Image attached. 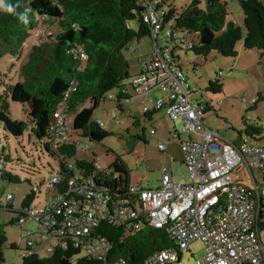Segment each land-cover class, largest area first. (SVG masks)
Returning <instances> with one entry per match:
<instances>
[{
  "label": "trees",
  "instance_id": "trees-1",
  "mask_svg": "<svg viewBox=\"0 0 264 264\" xmlns=\"http://www.w3.org/2000/svg\"><path fill=\"white\" fill-rule=\"evenodd\" d=\"M238 2L244 14L245 37L241 27L227 21L225 0H190L181 11L170 7L167 19L173 20L176 30L192 37L197 33L194 47L186 51L194 52L205 61L213 53L237 58L240 42L246 50L264 53V0ZM9 7L12 12L8 11ZM144 13L143 0H0V58L10 55L19 60L32 34L39 38L31 47L28 62L17 70L19 81L6 85L0 80V124L15 138L22 137L30 127L41 149L59 162L64 178L73 175V169L69 168L72 165L83 177H92L97 188L106 189L112 200L128 193L131 171L127 164L122 156H117L106 171L98 172L95 160L77 158V140L103 143L111 135L94 120V113L115 90H118L115 100L122 110L126 99L121 90L125 81L131 79L124 52L130 51L134 42L150 38ZM78 47L85 51L87 60L80 61L72 54ZM218 78L210 81L208 93H223V84ZM74 84L77 85L73 91ZM67 94L66 114L72 123L65 135L70 140L64 141L53 125L54 114ZM12 104L30 106L28 122L12 119ZM144 113L147 118L152 114ZM3 177L10 182H23L9 173ZM35 198L36 193L32 191L26 196L22 210L16 212L23 215ZM0 209L15 212L11 204ZM127 230L125 225L100 222L98 234L106 237L111 245L103 261L82 255L71 240L64 248L57 239L50 257H40L35 249L31 255H23V264H117L121 260L126 264H144L155 252L172 246L166 230L147 227L137 234ZM6 240L0 231V264H4Z\"/></svg>",
  "mask_w": 264,
  "mask_h": 264
},
{
  "label": "built area",
  "instance_id": "built-area-1",
  "mask_svg": "<svg viewBox=\"0 0 264 264\" xmlns=\"http://www.w3.org/2000/svg\"><path fill=\"white\" fill-rule=\"evenodd\" d=\"M165 2L167 0H143V18L150 28L153 50L150 62L138 78L129 82L138 93L161 91L164 97L155 103L154 110H163L172 121L181 122V131L172 132L171 138L180 143L191 183H175L168 169L162 167L159 188L130 185L123 198L112 200L106 189L96 187L92 177H83L69 165L73 175L67 179L62 174L54 177L47 187L44 205L23 211L17 223L25 228L27 220L33 219L43 232V239L46 235L60 239L64 248L71 240L82 255L102 261L111 248L107 238L98 234L100 222L105 221L114 226L125 225L133 234L147 227L167 231L172 246L155 252L144 264H186L182 256L197 241L205 249V256L198 264H264L261 234L264 229V147L248 138L238 144L227 142L206 126L208 106L192 100L200 89L190 84L177 56L178 50L194 47L197 33L192 37L174 29L173 20L167 19L169 10ZM71 52L80 61L87 60L81 47ZM222 75L220 73L219 77ZM126 87L121 90L123 97L128 96ZM110 98L115 100L116 97ZM68 101L69 94L54 114L53 130L61 134L64 141L70 140L65 135L72 123V118L66 114ZM256 102L254 99L249 106ZM143 110L151 111L147 106ZM98 123L104 127L103 122ZM155 134L152 130L151 135ZM182 135L195 138L182 140ZM77 143L79 151L85 153L88 146L82 139ZM159 149L164 151L166 145L160 144ZM242 168L247 170L253 187L236 178L235 171ZM106 169L96 164L98 172ZM12 200L13 195L8 194L0 200V208L7 207ZM25 232L32 238L29 231ZM34 246L30 240V251L25 254L31 255ZM53 249L49 251L52 253ZM120 264L126 261L121 260Z\"/></svg>",
  "mask_w": 264,
  "mask_h": 264
},
{
  "label": "rangeland",
  "instance_id": "rangeland-1",
  "mask_svg": "<svg viewBox=\"0 0 264 264\" xmlns=\"http://www.w3.org/2000/svg\"><path fill=\"white\" fill-rule=\"evenodd\" d=\"M225 1L229 14L227 21L241 27L245 37L244 14L238 0ZM189 4L190 0H167L165 8L169 10L170 7H174L181 11ZM38 41L37 34L33 33L24 45L19 60L10 55L0 58V80L6 85H14L19 81L17 70L28 62L31 47ZM152 50V40L145 37L138 43L134 42L130 51L124 52L125 58L129 61L131 78L125 81V85L129 88L130 94L135 96L138 106L132 105V102H123L125 111L117 112L120 104L110 97L118 95V90L113 91L94 113V120L103 122L105 130L111 135L103 143H93L82 138L83 144L87 145L88 149L85 153L79 151L77 158L95 160L103 168H108L117 156H122L131 171L133 184L139 185L143 182L146 189L159 187L162 167L173 172L175 183L190 184L191 178L187 168L179 160L171 163L167 159L169 152L160 151L158 148V142L164 143L166 138H169L168 132L162 125L167 124L171 127L173 121L167 117H161V120L159 117V125L157 123L153 125L146 119L144 121L141 97L131 90L133 87L129 81L138 78L143 65L150 62ZM237 51V58H225L213 53L207 61L196 56L194 52L186 50H178L177 56L189 81L200 89L192 96V100L207 103L209 111L205 115L206 126L214 132H219V136L227 142L238 144L248 138L264 147V53L244 49L243 42L237 45ZM220 73L223 75L218 78ZM216 78L223 84V93L220 95L208 93L210 81ZM154 93L160 95L161 91ZM254 99L258 100L257 103L249 106ZM29 109V105L12 104L10 111L12 119L28 122ZM132 111L140 115L138 116L141 119L140 125L130 117ZM154 126L157 127L158 134L151 136ZM178 129L179 131L182 129L179 122ZM0 169V200L3 201L8 194L13 195L11 205L15 211L0 209V231L7 239L3 247L4 264H23V255L28 249L30 240H33L35 244L33 248L38 251L40 257H50L49 249L55 247L58 240L47 235L43 239V232L33 219L27 220L25 228L19 226L16 223L19 217L16 211L22 210L26 196L32 191L36 193V198L31 208L44 205L48 185L60 174L59 162L41 149L39 140L31 135L30 127L22 137L15 138L5 132L0 124ZM8 173L23 182H10L3 177ZM235 176L245 185L254 186L245 168L236 170ZM25 231H29L32 238L28 237ZM261 234L264 239V229H261ZM204 256V246L197 241L190 245L189 251L184 253L182 259L186 264H198Z\"/></svg>",
  "mask_w": 264,
  "mask_h": 264
},
{
  "label": "crops",
  "instance_id": "crops-1",
  "mask_svg": "<svg viewBox=\"0 0 264 264\" xmlns=\"http://www.w3.org/2000/svg\"><path fill=\"white\" fill-rule=\"evenodd\" d=\"M178 61H179V65H180V67H181V69H182V71L184 72V70H183V65H181V60H180V58L178 57ZM148 63H145L144 65H143V67H142V69H141V71H140V74H141V72H142V70H143V68H144V66L145 65H147ZM139 74V75H140ZM187 76V75H186ZM188 78V77H187ZM188 81H189V79H188ZM190 82V81H189ZM190 84H192L191 82H190ZM193 85H195L196 86V84H193ZM127 88V91H128V96L127 97H124L126 100H125V103H131L132 105H134V104H137V102H135V96L134 95H131L130 94V92H129V88L128 87H126ZM131 90H133L136 94H138V96H140L141 97V99L140 100H142V104H143V107L144 106H147V107H149L150 109H151V111H150V113H152L151 115H150V117L149 118H147L146 116H145V113H144V110H143V114H144V121H145V119L149 122V123H152L153 125L155 124V123H157V125H159V122H158V118L160 117V120L162 119L161 117H167V118H169L167 115H166V113H165V111H163V110H154V106H155V103L159 100V99H162L163 97H164V95L163 94H161L160 93V95H156L154 92H158V90L157 89H155V90H153V91H151L150 93H138L135 89H131ZM197 94V93H196ZM196 94H194V95H196ZM193 95V96H194ZM130 97H132V98H130ZM199 102H202V103H205V102H203V101H199ZM137 106H138V104H137ZM208 110H209V108H208ZM125 111V107L123 106L122 107V110H117V112H120V113H122V112H124ZM208 112V111H207ZM207 114V113H206ZM138 116H140V115H138V114H135V113H133V111L130 113V117L131 118H133V119H135V122L138 124V125H140L141 124V119H140V117L138 118ZM170 119V118H169ZM180 123V126L182 127V124H181V122H179ZM161 124H163V123H161ZM161 126V125H160ZM173 126V127H172ZM162 127L164 128V130L165 131H167L168 132V136H169V138H166L167 140H165L164 141V143H161V142H158V148H159V145L160 144H164V145H166V149L164 150V151H168L169 152V155L167 156V159L172 163L173 161H180L181 162V164L182 165H184L185 166V164H184V156H183V153H182V150H181V147H180V143H179V141H176V140H173L172 138H171V133L172 132H174V129H176V130H178L179 131V129H178V122H174L173 121V125H171V127H170V125H167V124H163L162 125ZM210 129V128H209ZM152 130H155V132H156V134H155V136L158 134V129H157V127L156 126H154L153 128H152ZM151 130V131H152ZM175 130V131H176ZM212 130V129H211ZM217 133H219V132H217ZM151 136H153V135H151ZM188 138H195L193 135H187V136H184V135H182V140H185V139H188ZM160 150V149H159ZM160 151H162V150H160ZM163 151V152H164ZM172 157V158H171ZM186 167V166H185ZM169 173L172 175V180H173V172L172 171H169ZM161 181H162V177H161V180H160V184H159V187H160V185H161ZM140 184H142V186L144 187V185H143V182H140ZM130 185H135V184H133V181H132V179H131V175H130ZM158 187V188H159ZM145 188V187H144ZM148 189V188H147ZM150 189V188H149ZM151 189H153V188H151Z\"/></svg>",
  "mask_w": 264,
  "mask_h": 264
},
{
  "label": "clouds",
  "instance_id": "clouds-1",
  "mask_svg": "<svg viewBox=\"0 0 264 264\" xmlns=\"http://www.w3.org/2000/svg\"><path fill=\"white\" fill-rule=\"evenodd\" d=\"M8 11H9V12H12L13 9H12L11 7H9V8H8ZM21 18H22V17H21Z\"/></svg>",
  "mask_w": 264,
  "mask_h": 264
}]
</instances>
